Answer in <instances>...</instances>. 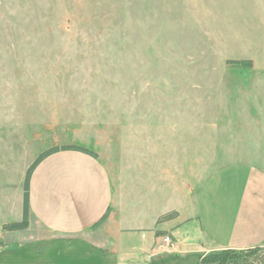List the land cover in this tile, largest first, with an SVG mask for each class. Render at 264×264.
<instances>
[{
    "label": "rangeland",
    "instance_id": "374dc122",
    "mask_svg": "<svg viewBox=\"0 0 264 264\" xmlns=\"http://www.w3.org/2000/svg\"><path fill=\"white\" fill-rule=\"evenodd\" d=\"M73 144L112 180L118 244L160 241L122 262L111 231L23 233L0 264H264V248L158 251L218 171L264 172V0H0V189Z\"/></svg>",
    "mask_w": 264,
    "mask_h": 264
},
{
    "label": "crops",
    "instance_id": "0c3cea01",
    "mask_svg": "<svg viewBox=\"0 0 264 264\" xmlns=\"http://www.w3.org/2000/svg\"><path fill=\"white\" fill-rule=\"evenodd\" d=\"M25 175L16 180L15 187L0 189L2 241H15L23 233L32 232L56 240L108 232L114 243L110 256L122 262L141 259L160 241L156 243L153 236L139 237L141 244L131 251L123 243L118 244L125 238V231L112 227L116 225L112 180L100 160L77 152L52 155L37 167L31 180L29 226L22 231H8L6 225L23 220ZM197 205L195 215L171 232L175 252L182 250L183 255H188L264 248V172L260 169L239 164L218 171L202 186ZM109 208L110 218L93 231V225ZM183 225L190 227L187 229L196 234V239L182 235Z\"/></svg>",
    "mask_w": 264,
    "mask_h": 264
},
{
    "label": "trees",
    "instance_id": "16d2710c",
    "mask_svg": "<svg viewBox=\"0 0 264 264\" xmlns=\"http://www.w3.org/2000/svg\"><path fill=\"white\" fill-rule=\"evenodd\" d=\"M239 65H242L241 68H250L252 63L250 62H239ZM61 152H77L81 154L88 155L96 160L99 159V156L96 152L93 150H90L87 147L80 146V145H63V146H55L52 147L48 150H45L40 154V156L37 158V160L31 165V167L28 169L26 178H25V183H24V213H23V220L19 223H13L6 225V229L8 231H22L28 228L29 223H30V216H31V205H30V191H31V180L32 176L37 169V167L48 157L61 153ZM112 209L109 208L107 212L93 225L92 230L96 231L98 230L104 223L110 218ZM175 217L169 216L167 220H173ZM260 248L256 249H250V250H257ZM226 251H231L232 253L235 254V252H242V251H236V250H226ZM249 251V250H245ZM225 252L223 255L226 256L228 253ZM204 261L202 263L204 264H213L216 261V255H208L203 259Z\"/></svg>",
    "mask_w": 264,
    "mask_h": 264
},
{
    "label": "built area",
    "instance_id": "2783aa9c",
    "mask_svg": "<svg viewBox=\"0 0 264 264\" xmlns=\"http://www.w3.org/2000/svg\"><path fill=\"white\" fill-rule=\"evenodd\" d=\"M158 248L160 253H171L174 248L173 239L169 236L164 238L162 243L159 244Z\"/></svg>",
    "mask_w": 264,
    "mask_h": 264
}]
</instances>
